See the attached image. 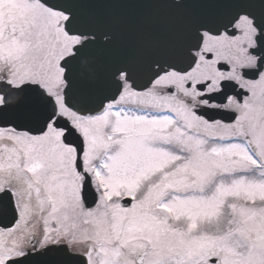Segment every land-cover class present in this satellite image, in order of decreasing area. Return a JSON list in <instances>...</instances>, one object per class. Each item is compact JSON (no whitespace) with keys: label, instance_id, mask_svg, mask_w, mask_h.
Returning a JSON list of instances; mask_svg holds the SVG:
<instances>
[{"label":"flooded vegetation","instance_id":"1","mask_svg":"<svg viewBox=\"0 0 264 264\" xmlns=\"http://www.w3.org/2000/svg\"><path fill=\"white\" fill-rule=\"evenodd\" d=\"M20 1L24 5L55 13L39 2ZM33 13L17 16V0H0V83L14 89L24 85H38L55 100L57 115L67 118L60 112L59 99L44 86L32 81L17 82V54L12 60L3 57L5 48L38 46L44 42L50 44L53 35L45 29V22ZM194 56L196 62L189 72L170 71L162 74L143 91L134 90L126 82V77L120 76L118 79L122 88L116 100L106 104L104 110L94 117H79L81 123L83 120H96L99 131L103 130L102 134L106 132L105 136H99L94 151L89 147L87 135L82 129L80 133L79 128L74 127L68 119L84 143L81 172L75 166V149L64 144L71 155L70 172L57 177V174L48 173V165L42 167L51 162L49 159L52 156H37L34 140L47 136L52 139L58 135L62 141L64 132L55 129L54 121L41 136L18 133L11 129L0 130L31 139V143H26L25 151L17 148L15 152L0 156V196H10L16 214L14 228L0 231V257H7L8 262L51 246H66L72 254L85 257L87 264H252L248 261L251 257L245 254H239L237 259L230 262V239L222 235V232L166 229L171 222H179L176 213L182 201L199 202L201 199L196 194L197 184L193 183L194 179L211 170L214 174L217 168L207 164L202 165V171L185 169L178 172L181 175H177L173 181L174 187L171 188L170 181L168 187H165V181L162 184L160 177L151 174L145 167L139 173L130 166L133 159L140 156V149L132 139L134 135L147 136L155 150L163 151L165 144L171 145L172 149L168 153L176 157L187 153L196 154L207 161L212 154L228 155L235 150L256 158L264 157V33L260 35L248 18L241 17L219 36L204 34L201 48ZM126 90L132 95L131 100L124 97ZM117 122L125 123L128 128L117 129ZM149 126L153 129L150 130ZM120 142L125 143V152L121 150ZM2 144L11 147V143L5 140ZM111 157L115 158L110 168L112 173L107 168ZM40 168L44 178L49 177L48 185L53 193L56 194L57 188L65 183L78 188L76 195L81 211L76 216L72 211L69 215L70 209L64 213L71 222L86 214L101 212L99 206L101 204L103 207L104 201L99 198V188L108 184V180L114 176L131 178L139 174L142 182L149 184V188L144 192L142 203L129 197L118 202L117 211L124 216L123 225L129 230L111 231L105 224L106 230L96 231L94 236L89 232L93 237L83 231L84 239L87 240L82 244L69 245L64 240L51 242V238L54 240L64 233L68 235L72 232L54 230L49 237L46 236L44 220L50 217L53 221L52 218H56L58 212L54 209L51 211L48 196L45 198L41 194L45 187L34 181ZM104 168L105 171L101 173ZM182 174L188 178V184L182 183ZM87 180L97 194V204L91 210L85 208L82 199L83 185ZM127 199L131 200V204L129 208H123L122 202ZM170 206L179 209L175 211ZM10 219L9 216L0 217L4 221ZM159 223L163 226L160 230L156 229ZM190 241L196 248L193 255L185 253Z\"/></svg>","mask_w":264,"mask_h":264},{"label":"water","instance_id":"2","mask_svg":"<svg viewBox=\"0 0 264 264\" xmlns=\"http://www.w3.org/2000/svg\"><path fill=\"white\" fill-rule=\"evenodd\" d=\"M67 17L69 37L83 40L60 63L64 71V106L79 117H94L119 96V77L134 90H145L170 71L187 73L195 65L203 35L219 36L246 17L264 33V0H33ZM264 61V60H263ZM263 61L259 64L261 69ZM158 70H155V69ZM0 129L41 136L48 125L63 131L62 142L76 151L82 170L84 143L69 120L58 116L53 98L37 85L14 89L0 83ZM87 210L97 204L91 182L83 185ZM131 200L122 202L129 208ZM8 194L0 196V231L11 230L16 216ZM7 264H87L66 246H51Z\"/></svg>","mask_w":264,"mask_h":264},{"label":"rangeland","instance_id":"3","mask_svg":"<svg viewBox=\"0 0 264 264\" xmlns=\"http://www.w3.org/2000/svg\"><path fill=\"white\" fill-rule=\"evenodd\" d=\"M32 12H34L33 15L37 14L45 22V29L49 30L51 36L53 35L50 44L48 45L44 42L42 45L34 47L18 45L17 48L13 49L5 48L3 57L6 60H12L15 58L13 56L17 54V82H36L44 86L51 95L57 97L59 99L60 112L73 123L74 127L79 128L78 131L80 133L83 131L87 135L89 147L91 151H94L96 143L99 142V136H105L106 132L102 134L103 130L99 131L96 120L89 122L83 120L82 123L84 124H82L79 117L64 107L62 96L65 84L63 81V70L60 69L59 64L66 57L72 55V49L79 45L81 40L70 38L65 34L63 22L66 19L64 16L42 11L28 4L24 5L23 1L17 0V16ZM37 50L40 52H37ZM27 53L28 56H26ZM128 92L129 90L124 91L123 95H126L124 97H128L131 100L132 95ZM115 127L117 129L128 128L123 122H117ZM149 129L151 130L153 127L149 126ZM147 138L145 135L133 136L134 145H137L140 149L138 154L140 156L133 159L130 166L134 167L135 171H140L139 173H142L141 171L145 167L151 174L155 173L156 176L158 175L162 184L165 181V187L169 181L171 182L169 186L171 188L174 187L173 181L177 175H181L178 172H183L185 169L202 171V165L205 166L207 164L217 168L214 174L211 170L210 173L194 179L193 183L197 184L195 186L196 194L201 198L198 200L200 203L196 200L182 201L180 210L176 213L180 219L179 222H171L166 229L188 232L202 230L222 232V235H227L230 239L228 250L230 262L234 258L237 259L239 254L243 256L245 254V256L251 257L248 261H251L252 264H263L264 157L256 158L243 154L239 152L240 150L232 151L228 155L212 154L207 161L201 155L196 154L187 153L176 157L168 153L172 149L171 145L165 144L163 151L155 150L152 147L151 140ZM4 140L11 143L10 148L8 145L2 144ZM123 140H127V138ZM29 142L31 143V139L24 135H17L8 131L0 132V156L3 157L12 153V151L15 152L17 148L25 151V145ZM124 144L119 143V146L122 145L121 150L123 152H125ZM33 145H36L34 151H36L37 156H52L49 159L51 162L42 166L45 168L48 165L49 174H57L56 176L58 177L60 174L70 172L71 155L64 148L58 135L52 139L49 136L35 139ZM33 157H35V154H33ZM151 158H153V161H151ZM114 159V157H111L107 164L110 172ZM52 165L54 166L50 167ZM104 171L105 168L101 173ZM34 181L45 187L41 194L45 198L48 196L47 199L51 203V211L54 209L58 212L56 218H52L53 221L50 220V217L44 220L46 236L49 237L54 230L70 231L72 234L68 233L66 235L67 233H64L59 238L50 239L51 242L64 240L69 245L82 244L87 240L86 238L84 239L83 231L88 232L89 236L93 237L96 231L106 230L105 224L111 231L129 230L123 225L124 216L122 217L117 211L118 202L124 197H129L142 203L145 198L144 192L149 188V184L142 182L139 174L131 178L114 176L112 180H108V184H104L105 186L101 185L99 188V198L104 201V206L102 207L101 204L99 206V211L101 210V212L86 214L85 217H79L77 221L71 222L64 213L69 212L67 209H70L69 215L71 216L72 211V214L76 216L81 211L78 196L76 195L78 188L75 185L65 183L57 188L56 194L53 193L49 189V177L44 178L41 168L37 170V177L34 176ZM184 182L188 184V178L182 174V183ZM189 186L187 187L189 188ZM75 198L77 201H75ZM169 208L175 209V211L179 209L177 206H170ZM163 211L161 210V212ZM162 227V224L159 223L156 229L160 230ZM136 229L134 228V230ZM89 232H92L93 236ZM195 249V244L190 241L187 244L185 253L193 255L196 253ZM6 260L7 257H0V264H6Z\"/></svg>","mask_w":264,"mask_h":264},{"label":"trees","instance_id":"4","mask_svg":"<svg viewBox=\"0 0 264 264\" xmlns=\"http://www.w3.org/2000/svg\"><path fill=\"white\" fill-rule=\"evenodd\" d=\"M38 46H39V45H38ZM33 47H34V46H33ZM37 52H40V51L37 50ZM28 53H29V52H28ZM28 53L26 54V56H28Z\"/></svg>","mask_w":264,"mask_h":264}]
</instances>
